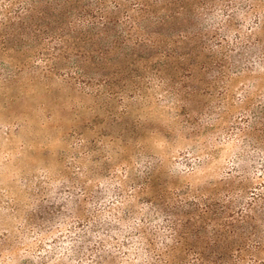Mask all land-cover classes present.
<instances>
[{"label":"trees","instance_id":"trees-1","mask_svg":"<svg viewBox=\"0 0 264 264\" xmlns=\"http://www.w3.org/2000/svg\"><path fill=\"white\" fill-rule=\"evenodd\" d=\"M239 7L238 0H0V43L7 49L6 38L13 37L35 70L79 81L89 87L81 90L85 94L147 97L153 90L186 105L201 79L208 87L221 84L216 97H225L230 80L264 70V42L253 38L255 31L241 33L237 25L232 33L225 23L248 19ZM208 87L204 97L213 95ZM248 89H241V100ZM257 109L252 116L243 113L244 127H236L244 147L216 195L204 198L188 184L169 189L154 174L160 160L149 155L142 169L130 170L127 186L122 179L98 183L90 193L81 185L78 194L36 204L21 236L32 230L46 238L75 218L79 228L68 239L40 245L50 260L264 264V98ZM252 125L260 126V139L247 138ZM84 202L90 206L77 217ZM0 238L3 248L8 234Z\"/></svg>","mask_w":264,"mask_h":264},{"label":"rangeland","instance_id":"rangeland-1","mask_svg":"<svg viewBox=\"0 0 264 264\" xmlns=\"http://www.w3.org/2000/svg\"><path fill=\"white\" fill-rule=\"evenodd\" d=\"M238 1L248 19L226 21L228 30L235 33L239 25L241 33L255 31L253 38L264 42V0ZM6 39L7 49L0 43V236L5 232L8 238L3 251L0 246V264H40L44 257L45 264H61L40 245L68 239L78 220L54 226L46 238L31 230L23 239L20 231L36 204L78 194L81 185L90 193L98 183L122 179L127 186L130 170L142 169L145 156L160 160L154 174L169 189L188 184L204 198L216 195L218 181L244 147L236 127H244L243 113L252 116L264 98L262 69L230 80L225 97H216L221 84L208 87L201 79L186 105L153 90L147 97H96L82 92L89 87L79 81L35 70L29 52L19 50L13 37ZM205 87L213 95L204 97ZM243 88H249L248 97L241 100ZM259 127L247 126V138L260 139ZM88 206L81 204L76 216H84Z\"/></svg>","mask_w":264,"mask_h":264}]
</instances>
